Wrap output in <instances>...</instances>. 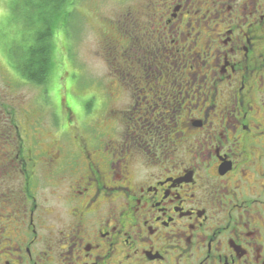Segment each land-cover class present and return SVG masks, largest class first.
I'll use <instances>...</instances> for the list:
<instances>
[{"label": "flooded vegetation", "instance_id": "obj_1", "mask_svg": "<svg viewBox=\"0 0 264 264\" xmlns=\"http://www.w3.org/2000/svg\"><path fill=\"white\" fill-rule=\"evenodd\" d=\"M120 32L101 145L0 105V264H264V0H137Z\"/></svg>", "mask_w": 264, "mask_h": 264}, {"label": "rangeland", "instance_id": "obj_2", "mask_svg": "<svg viewBox=\"0 0 264 264\" xmlns=\"http://www.w3.org/2000/svg\"><path fill=\"white\" fill-rule=\"evenodd\" d=\"M25 1L0 0V105L14 109L21 119L25 117L23 121L30 113L32 118L41 115L45 133L39 137L44 151L53 149L59 140L54 136L55 114L64 123L69 117L67 110L73 115L71 123L74 119L80 123L83 137L93 135V121L98 118L101 145L105 133L101 117L104 90L114 82L109 80V73L117 64L108 55L119 50L122 16L135 8L137 0H66L55 18L53 64L44 87L23 80L12 62L13 53L18 54L26 45L27 29L17 16ZM111 45L112 52L108 48ZM70 130L71 134L59 140L64 153L73 140Z\"/></svg>", "mask_w": 264, "mask_h": 264}, {"label": "trees", "instance_id": "obj_3", "mask_svg": "<svg viewBox=\"0 0 264 264\" xmlns=\"http://www.w3.org/2000/svg\"><path fill=\"white\" fill-rule=\"evenodd\" d=\"M65 3L66 0H27L17 15L27 29L26 45L18 54L13 53L12 62L19 76L35 87L47 83L53 64L54 22Z\"/></svg>", "mask_w": 264, "mask_h": 264}]
</instances>
